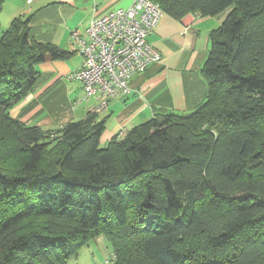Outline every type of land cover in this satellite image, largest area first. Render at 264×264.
I'll return each mask as SVG.
<instances>
[{"label":"trees","instance_id":"16d2710c","mask_svg":"<svg viewBox=\"0 0 264 264\" xmlns=\"http://www.w3.org/2000/svg\"><path fill=\"white\" fill-rule=\"evenodd\" d=\"M151 1L177 20L227 12L206 99L106 146L94 115L52 130L11 115L36 67L68 54L32 39L30 19L0 23V139L16 157L0 155L19 161L0 163V264H66L100 236L109 264H264V0Z\"/></svg>","mask_w":264,"mask_h":264},{"label":"crops","instance_id":"0c3cea01","mask_svg":"<svg viewBox=\"0 0 264 264\" xmlns=\"http://www.w3.org/2000/svg\"><path fill=\"white\" fill-rule=\"evenodd\" d=\"M137 0H6L0 14L3 31L15 19H30L31 37L67 52L63 59L39 64L31 92L11 109L21 123L44 130L61 128L94 115L105 122L101 144L164 113L187 114L206 99L208 84L202 69L208 58L211 33L219 28L227 12L203 17L190 14L177 20L165 14L149 37L150 44L163 56L136 74L131 93L107 101L86 98L82 83L68 76L83 67V57L72 51V33L87 37L92 18L110 11L131 8Z\"/></svg>","mask_w":264,"mask_h":264},{"label":"built area","instance_id":"2783aa9c","mask_svg":"<svg viewBox=\"0 0 264 264\" xmlns=\"http://www.w3.org/2000/svg\"><path fill=\"white\" fill-rule=\"evenodd\" d=\"M164 15L157 3L137 0L129 9L94 16L87 37L72 33V51L80 54L84 62L68 79L82 83L87 99L100 98L101 108L111 99L128 96L133 77L163 60L149 37ZM114 260L111 253L103 264Z\"/></svg>","mask_w":264,"mask_h":264},{"label":"rangeland","instance_id":"374dc122","mask_svg":"<svg viewBox=\"0 0 264 264\" xmlns=\"http://www.w3.org/2000/svg\"><path fill=\"white\" fill-rule=\"evenodd\" d=\"M6 142H1L0 139V154L3 156L10 155V150ZM7 147V149H6ZM6 149V150H5ZM5 151V154L3 153ZM0 155V163L3 157ZM11 157H16L15 154L10 155ZM9 157V159H12ZM22 157V155H21ZM13 160V159H12ZM8 163L7 161H2L7 168H3L6 171H17L18 162ZM4 167V166H3ZM2 169V168H1ZM112 253V247L110 242L104 236L97 237L86 245L81 247L76 254H74L66 264H103L107 258H110Z\"/></svg>","mask_w":264,"mask_h":264}]
</instances>
